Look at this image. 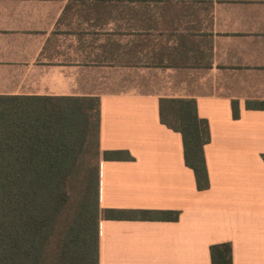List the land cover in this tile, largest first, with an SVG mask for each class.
Masks as SVG:
<instances>
[{"label": "crops", "instance_id": "crops-1", "mask_svg": "<svg viewBox=\"0 0 264 264\" xmlns=\"http://www.w3.org/2000/svg\"><path fill=\"white\" fill-rule=\"evenodd\" d=\"M0 96L98 98V203L124 211L98 264H211L223 242L264 264V0H0ZM163 98L207 121L206 190Z\"/></svg>", "mask_w": 264, "mask_h": 264}, {"label": "trees", "instance_id": "trees-1", "mask_svg": "<svg viewBox=\"0 0 264 264\" xmlns=\"http://www.w3.org/2000/svg\"><path fill=\"white\" fill-rule=\"evenodd\" d=\"M159 119L181 135L184 163L206 190L209 130L195 100L160 99ZM98 129L97 97L0 96V264H98L100 216L124 213L99 207ZM209 256L232 264L231 244L210 245Z\"/></svg>", "mask_w": 264, "mask_h": 264}, {"label": "rangeland", "instance_id": "rangeland-1", "mask_svg": "<svg viewBox=\"0 0 264 264\" xmlns=\"http://www.w3.org/2000/svg\"><path fill=\"white\" fill-rule=\"evenodd\" d=\"M96 164H97V161H96V160H92V161H91V166H93V168L96 167Z\"/></svg>", "mask_w": 264, "mask_h": 264}]
</instances>
